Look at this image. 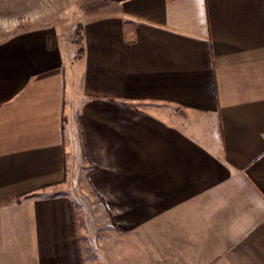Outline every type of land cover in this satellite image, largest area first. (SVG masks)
Instances as JSON below:
<instances>
[{
  "label": "crops",
  "instance_id": "crops-1",
  "mask_svg": "<svg viewBox=\"0 0 264 264\" xmlns=\"http://www.w3.org/2000/svg\"><path fill=\"white\" fill-rule=\"evenodd\" d=\"M80 18L82 46L69 16L0 37V264H85L78 162L112 214L91 264H264V0Z\"/></svg>",
  "mask_w": 264,
  "mask_h": 264
},
{
  "label": "rangeland",
  "instance_id": "rangeland-1",
  "mask_svg": "<svg viewBox=\"0 0 264 264\" xmlns=\"http://www.w3.org/2000/svg\"><path fill=\"white\" fill-rule=\"evenodd\" d=\"M113 1L115 0H0V37L27 24L56 21L63 16H69V19L78 22L79 28L82 26L79 23L81 15ZM88 170L78 162V168L73 169V174L65 181V192L73 199L79 249L85 264H91L96 248L109 240V230L113 225L109 207L99 192L94 190Z\"/></svg>",
  "mask_w": 264,
  "mask_h": 264
},
{
  "label": "trees",
  "instance_id": "trees-1",
  "mask_svg": "<svg viewBox=\"0 0 264 264\" xmlns=\"http://www.w3.org/2000/svg\"><path fill=\"white\" fill-rule=\"evenodd\" d=\"M83 26H80L79 28H77L76 31V38H77V43H79L80 45L83 44ZM83 54V49L81 48L79 51V55Z\"/></svg>",
  "mask_w": 264,
  "mask_h": 264
}]
</instances>
